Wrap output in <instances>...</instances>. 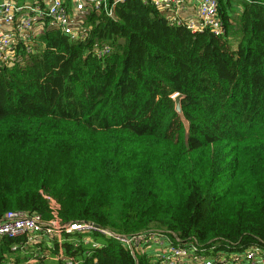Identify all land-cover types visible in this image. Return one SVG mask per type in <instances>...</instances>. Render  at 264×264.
I'll list each match as a JSON object with an SVG mask.
<instances>
[{"label": "trees", "instance_id": "obj_1", "mask_svg": "<svg viewBox=\"0 0 264 264\" xmlns=\"http://www.w3.org/2000/svg\"><path fill=\"white\" fill-rule=\"evenodd\" d=\"M165 14L125 0L77 41L45 24L0 65V218H48L47 195L62 219L120 234L264 242V0H218L221 35ZM99 240L86 264H151Z\"/></svg>", "mask_w": 264, "mask_h": 264}, {"label": "built area", "instance_id": "obj_2", "mask_svg": "<svg viewBox=\"0 0 264 264\" xmlns=\"http://www.w3.org/2000/svg\"><path fill=\"white\" fill-rule=\"evenodd\" d=\"M124 1L0 0V65H11L18 59V45L25 54L34 52L39 43L37 30L43 25L59 30L71 41L82 40L89 28L85 21L92 11L114 18L115 5ZM141 1L162 9L169 24L184 23L193 32L205 27L215 35L224 32L223 22L217 16L218 0H198L195 17L188 19L178 14L182 0ZM92 51L101 58L111 49L103 44ZM44 197L50 209L48 218L22 210H7L0 218V238L14 240L7 245L0 242V249L7 246L1 250L0 264H86L105 245L100 242L101 237L125 244L135 259L140 254L146 255L151 264H264V242L244 244L222 239L198 242L156 228L120 234L90 220L62 219L59 204L50 196ZM154 238L162 242H150ZM157 244L161 247L159 251L148 248Z\"/></svg>", "mask_w": 264, "mask_h": 264}, {"label": "crops", "instance_id": "obj_3", "mask_svg": "<svg viewBox=\"0 0 264 264\" xmlns=\"http://www.w3.org/2000/svg\"><path fill=\"white\" fill-rule=\"evenodd\" d=\"M22 2L23 0H17ZM198 0H182V7L180 8L178 14L184 19L194 18L196 15Z\"/></svg>", "mask_w": 264, "mask_h": 264}, {"label": "water", "instance_id": "obj_4", "mask_svg": "<svg viewBox=\"0 0 264 264\" xmlns=\"http://www.w3.org/2000/svg\"><path fill=\"white\" fill-rule=\"evenodd\" d=\"M180 95L179 94H175L173 96L174 100H175V109L179 114H182V110H181V106H180Z\"/></svg>", "mask_w": 264, "mask_h": 264}, {"label": "rangeland", "instance_id": "obj_5", "mask_svg": "<svg viewBox=\"0 0 264 264\" xmlns=\"http://www.w3.org/2000/svg\"><path fill=\"white\" fill-rule=\"evenodd\" d=\"M150 242H162V240L161 239H152ZM149 249H153V250H155V251H159L160 249H161V247H160V245L159 244H157V245H155V246H153V247H148Z\"/></svg>", "mask_w": 264, "mask_h": 264}]
</instances>
